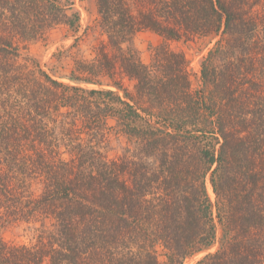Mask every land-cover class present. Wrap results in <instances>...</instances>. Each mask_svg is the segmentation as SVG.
Segmentation results:
<instances>
[{
    "label": "trees",
    "instance_id": "trees-1",
    "mask_svg": "<svg viewBox=\"0 0 264 264\" xmlns=\"http://www.w3.org/2000/svg\"><path fill=\"white\" fill-rule=\"evenodd\" d=\"M61 2L0 0V227L56 223L43 246L0 234V264H183L213 247L196 264H264V0H97L110 45L139 29L219 36L202 61L207 92L165 45L149 65L123 57L138 97L106 52L73 83L19 61L51 23L76 29ZM110 127L134 143L116 159Z\"/></svg>",
    "mask_w": 264,
    "mask_h": 264
},
{
    "label": "rangeland",
    "instance_id": "rangeland-1",
    "mask_svg": "<svg viewBox=\"0 0 264 264\" xmlns=\"http://www.w3.org/2000/svg\"><path fill=\"white\" fill-rule=\"evenodd\" d=\"M60 1H62V4L72 7L67 9L68 14L74 11L80 14V23L76 25V29L66 23H51V26H46L42 30L44 31L42 36L21 43L22 55L19 59L20 62H29L30 65H35L37 62L58 80L65 83H73L68 77L72 72L79 73L77 67L81 61L92 62L99 54L106 52L115 65L114 78L120 80L123 87H126L130 94L138 97L135 86L136 81L121 72L120 65L123 57H133L149 65L153 60L156 48L165 45L171 51L185 55L187 71L191 80V90L194 93L201 89L205 92L208 91V87H205L203 82L202 61L208 55L209 50L214 46L219 36L211 38L189 33L179 39H168L153 30L139 29L134 31L126 40L120 41V46L118 44L110 45L107 32L101 24V14L97 0ZM132 6L137 7L134 2ZM133 10L136 9L133 8ZM0 23H8V21L0 18ZM215 62H219V60ZM258 64L260 63L255 61L254 66L256 68L249 71L247 75L249 78L255 79L256 77L258 79L256 76V69H260ZM249 78H246V82ZM103 81L107 83V81L111 80ZM83 85L89 88L99 87L92 84ZM245 85H248V82ZM109 88L115 89V87ZM120 93L123 92L120 91ZM136 97L133 98L135 99ZM111 124L113 123L111 122ZM130 141L123 134L117 133L116 129L110 127L104 151L108 158L116 159L127 152V147L131 146L134 148V143L132 142L131 145ZM32 188L35 192H39L41 186L35 182ZM209 190L212 198H214L210 183ZM2 224H4L0 227L2 238L13 245L43 246L42 243L47 242L51 237L54 239L53 236L56 232V223L49 216H38L34 219L31 218L29 221L9 220ZM215 250L216 248L213 247L209 250L197 252L186 258L183 264H196L207 253ZM160 258L163 259L164 257L160 255ZM43 264H49V259H45Z\"/></svg>",
    "mask_w": 264,
    "mask_h": 264
}]
</instances>
